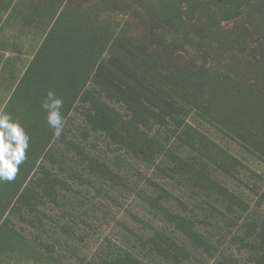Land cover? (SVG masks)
<instances>
[{
    "label": "rangeland",
    "instance_id": "rangeland-1",
    "mask_svg": "<svg viewBox=\"0 0 264 264\" xmlns=\"http://www.w3.org/2000/svg\"><path fill=\"white\" fill-rule=\"evenodd\" d=\"M0 112V264H264V0H0Z\"/></svg>",
    "mask_w": 264,
    "mask_h": 264
},
{
    "label": "clouds",
    "instance_id": "clouds-1",
    "mask_svg": "<svg viewBox=\"0 0 264 264\" xmlns=\"http://www.w3.org/2000/svg\"><path fill=\"white\" fill-rule=\"evenodd\" d=\"M41 107L47 113V124L53 129L54 136L59 138L64 127L62 99L49 90ZM29 140L19 121L13 120L7 112H0V182L15 179L20 165L26 159Z\"/></svg>",
    "mask_w": 264,
    "mask_h": 264
},
{
    "label": "trees",
    "instance_id": "trees-1",
    "mask_svg": "<svg viewBox=\"0 0 264 264\" xmlns=\"http://www.w3.org/2000/svg\"><path fill=\"white\" fill-rule=\"evenodd\" d=\"M164 210L166 211V209H164ZM174 215H175V214L171 215V214L169 213L168 217L171 219L172 217H174ZM157 250H160V251H158V252L161 253V254H163V255H164V258H168V253H167V251H166V247L160 246V247L157 248ZM161 250H162V251H161ZM135 263H137V262L135 261ZM138 263H141V262H138ZM141 264H142V263H141Z\"/></svg>",
    "mask_w": 264,
    "mask_h": 264
}]
</instances>
